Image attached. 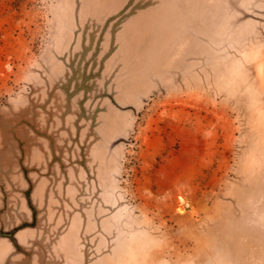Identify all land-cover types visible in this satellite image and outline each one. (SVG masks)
<instances>
[{
    "label": "rangeland",
    "instance_id": "374dc122",
    "mask_svg": "<svg viewBox=\"0 0 264 264\" xmlns=\"http://www.w3.org/2000/svg\"><path fill=\"white\" fill-rule=\"evenodd\" d=\"M264 264V0H0V264Z\"/></svg>",
    "mask_w": 264,
    "mask_h": 264
},
{
    "label": "clouds",
    "instance_id": "9594fccd",
    "mask_svg": "<svg viewBox=\"0 0 264 264\" xmlns=\"http://www.w3.org/2000/svg\"><path fill=\"white\" fill-rule=\"evenodd\" d=\"M159 250V245L153 246L151 248L143 244L138 245L134 250V254L137 258L132 259L130 255L126 252L125 259L121 262V264H149L151 253L158 252ZM215 264H232V262L227 259V256L225 255L222 258L215 259Z\"/></svg>",
    "mask_w": 264,
    "mask_h": 264
}]
</instances>
